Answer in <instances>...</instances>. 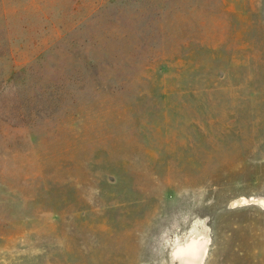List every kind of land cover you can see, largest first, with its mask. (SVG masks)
Instances as JSON below:
<instances>
[{
	"label": "rangeland",
	"instance_id": "obj_1",
	"mask_svg": "<svg viewBox=\"0 0 264 264\" xmlns=\"http://www.w3.org/2000/svg\"><path fill=\"white\" fill-rule=\"evenodd\" d=\"M201 262L264 264V0H0V264Z\"/></svg>",
	"mask_w": 264,
	"mask_h": 264
},
{
	"label": "bare ground",
	"instance_id": "obj_2",
	"mask_svg": "<svg viewBox=\"0 0 264 264\" xmlns=\"http://www.w3.org/2000/svg\"><path fill=\"white\" fill-rule=\"evenodd\" d=\"M185 249V248H184ZM195 250H196V248H195V244H192V245H190L189 246V248H188V250L186 251L188 254H190V255H194L195 254ZM185 251V250H184Z\"/></svg>",
	"mask_w": 264,
	"mask_h": 264
},
{
	"label": "clouds",
	"instance_id": "obj_3",
	"mask_svg": "<svg viewBox=\"0 0 264 264\" xmlns=\"http://www.w3.org/2000/svg\"><path fill=\"white\" fill-rule=\"evenodd\" d=\"M201 264H202V262H201Z\"/></svg>",
	"mask_w": 264,
	"mask_h": 264
}]
</instances>
